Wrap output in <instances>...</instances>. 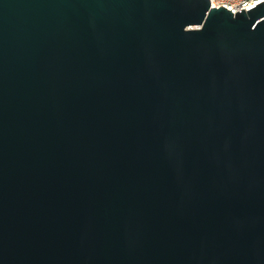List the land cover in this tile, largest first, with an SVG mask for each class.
I'll return each mask as SVG.
<instances>
[{
    "label": "water",
    "instance_id": "1",
    "mask_svg": "<svg viewBox=\"0 0 264 264\" xmlns=\"http://www.w3.org/2000/svg\"><path fill=\"white\" fill-rule=\"evenodd\" d=\"M0 264H264V0H0Z\"/></svg>",
    "mask_w": 264,
    "mask_h": 264
},
{
    "label": "built area",
    "instance_id": "2",
    "mask_svg": "<svg viewBox=\"0 0 264 264\" xmlns=\"http://www.w3.org/2000/svg\"><path fill=\"white\" fill-rule=\"evenodd\" d=\"M261 0H210L211 8H226L233 14L242 12V9L255 5V2Z\"/></svg>",
    "mask_w": 264,
    "mask_h": 264
}]
</instances>
